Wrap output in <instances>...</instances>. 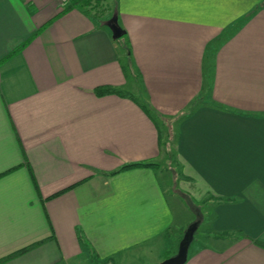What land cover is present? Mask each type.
Returning <instances> with one entry per match:
<instances>
[{
	"label": "crops",
	"instance_id": "1",
	"mask_svg": "<svg viewBox=\"0 0 264 264\" xmlns=\"http://www.w3.org/2000/svg\"><path fill=\"white\" fill-rule=\"evenodd\" d=\"M72 3L0 0V264H264V0Z\"/></svg>",
	"mask_w": 264,
	"mask_h": 264
},
{
	"label": "rangeland",
	"instance_id": "2",
	"mask_svg": "<svg viewBox=\"0 0 264 264\" xmlns=\"http://www.w3.org/2000/svg\"><path fill=\"white\" fill-rule=\"evenodd\" d=\"M111 6H112V0H100L96 5H95V8L94 10L92 11L93 13H95V15L100 18V17H109V11L111 9ZM124 41V38L119 40V43L122 45ZM165 168H166V171L163 170L164 172V177H167V178H172V180L175 178L174 177V174L177 172L176 168L174 165H170L168 163H164L163 165ZM171 168V169H170ZM174 186H176L175 188L178 190V191H182V186H181V183H180V180H178V184H174ZM174 188V187H172ZM193 204H195V206H199V211L198 212H194V213H189V212H186V213H179L178 215V219H183L185 218V214H186V220L189 219V217L193 218V220H196V217L197 215H200L202 214V210L200 211L202 205L196 201L193 200ZM187 204L189 205V203L187 202ZM188 211V210H187ZM190 211V210H189ZM184 214V215H183ZM193 214V215H192ZM190 215V216H189ZM195 222V221H194ZM186 224V223H185ZM191 224V223H190ZM185 225L183 228L184 230H181V228H177L175 227L174 229H172L171 231V243L172 245L174 246V250H176V248L178 249V245H179V242L181 240V238L183 237V234H184V231L186 230V228L190 225ZM202 230H203V227L201 224L198 225V229L197 231L195 232L194 234V242H196L198 239H200L201 237V234H202ZM98 264V263H97Z\"/></svg>",
	"mask_w": 264,
	"mask_h": 264
},
{
	"label": "trees",
	"instance_id": "3",
	"mask_svg": "<svg viewBox=\"0 0 264 264\" xmlns=\"http://www.w3.org/2000/svg\"><path fill=\"white\" fill-rule=\"evenodd\" d=\"M100 0H73V3L68 6L67 9H70V8H73V7H78L80 9H83V10H93L95 8V5L99 2ZM30 41V40H29ZM25 42L23 43L22 45H20L17 49H15L11 54H9V56H7L6 58L12 56V54L16 53V52H19L21 49H23L27 44L28 42ZM94 94L98 97H102V96H105V95H111V94H115V95H119V96H130L129 94H124L118 90H115V89H112V88H109V87H99V88H96L94 90ZM148 166H151L149 164H136V165H126V166H123L121 169H119L118 171L112 173V174H116L118 172H121L123 170H127V169H131V168H135V167H148ZM40 242L38 243H34L30 246H27L25 248H22L10 255H8L7 257L3 258L0 260V263L2 262H5L7 260H10L16 256H19L25 252H27L28 250L34 248L35 246H37ZM264 247V245H262Z\"/></svg>",
	"mask_w": 264,
	"mask_h": 264
},
{
	"label": "water",
	"instance_id": "4",
	"mask_svg": "<svg viewBox=\"0 0 264 264\" xmlns=\"http://www.w3.org/2000/svg\"><path fill=\"white\" fill-rule=\"evenodd\" d=\"M106 25L111 31L113 39H120L123 36L124 32L117 25V21L114 16L107 21ZM198 225L199 222L195 221L186 228L183 237L179 242L176 255L165 259L160 264H184L186 262L188 248L193 241V237L197 231Z\"/></svg>",
	"mask_w": 264,
	"mask_h": 264
},
{
	"label": "built area",
	"instance_id": "5",
	"mask_svg": "<svg viewBox=\"0 0 264 264\" xmlns=\"http://www.w3.org/2000/svg\"><path fill=\"white\" fill-rule=\"evenodd\" d=\"M59 2H60L61 4H65V3L67 2V0H59Z\"/></svg>",
	"mask_w": 264,
	"mask_h": 264
}]
</instances>
